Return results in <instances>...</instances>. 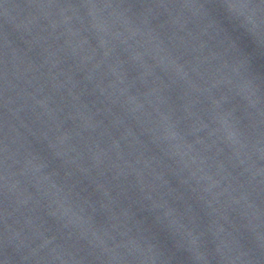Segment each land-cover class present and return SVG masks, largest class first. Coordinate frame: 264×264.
I'll list each match as a JSON object with an SVG mask.
<instances>
[{"label": "water", "instance_id": "water-1", "mask_svg": "<svg viewBox=\"0 0 264 264\" xmlns=\"http://www.w3.org/2000/svg\"><path fill=\"white\" fill-rule=\"evenodd\" d=\"M0 264H264V0H0Z\"/></svg>", "mask_w": 264, "mask_h": 264}]
</instances>
